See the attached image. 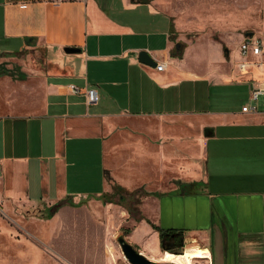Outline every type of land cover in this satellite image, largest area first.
<instances>
[{
  "label": "crops",
  "instance_id": "crops-1",
  "mask_svg": "<svg viewBox=\"0 0 264 264\" xmlns=\"http://www.w3.org/2000/svg\"><path fill=\"white\" fill-rule=\"evenodd\" d=\"M166 2L0 0V60L45 58V70L28 78L0 72V195L52 205L66 199L75 206L56 210L63 219L77 205L116 210V201L103 200L109 182L144 186L152 194L144 200L143 250L136 247L147 257L189 251L191 264H264V109L243 111L245 100L216 107L210 91L242 86L249 99L264 62L240 72L238 45L257 34L241 35L235 58L221 45L209 67L192 65L188 51L200 36L180 33ZM257 36L264 43V33ZM141 50L164 67L140 62ZM71 83L95 87L98 103L88 105ZM133 119L135 128L120 127ZM115 137L141 160L124 175L110 161ZM88 215L84 224L94 221ZM99 224L108 235L111 216ZM160 229L183 237L181 254L159 250Z\"/></svg>",
  "mask_w": 264,
  "mask_h": 264
},
{
  "label": "rangeland",
  "instance_id": "rangeland-1",
  "mask_svg": "<svg viewBox=\"0 0 264 264\" xmlns=\"http://www.w3.org/2000/svg\"><path fill=\"white\" fill-rule=\"evenodd\" d=\"M166 7L176 12L180 33L188 39L200 36L196 48L188 51L193 58L191 60L188 56L192 65L201 66L203 63V66L209 67L211 61L213 63L218 59L221 45L229 48L231 59L235 58L242 34L250 31L257 35L264 33V0H167ZM227 65L231 70V63H224L222 67ZM42 70H45L42 53H19L16 58L0 60V72L12 77L28 78L33 72ZM225 90L229 93L228 98L220 101ZM210 91L213 106L229 108L242 100L251 105L242 86H212ZM259 109H264L260 103ZM139 121L127 120L120 127H134L139 125ZM123 142L124 139L115 137L110 144V152L115 157L110 161L115 164L114 170L118 175L127 174L132 166L141 163L140 158L132 154L134 149L123 148ZM116 145H120V149L115 150ZM109 184L111 190L103 200L111 198L116 201V210L108 212L107 205L97 209L88 206L85 210L77 205L63 219L55 218V213L50 218L45 217L52 206L50 203L28 202L0 195V264H131L124 257L117 237L122 235L131 244L130 238L137 237L140 242H135L133 246L143 250L139 245L144 244L145 236L140 229L141 222H144V200L152 193L145 192L144 186L140 185L127 190L115 186V182ZM89 213L94 221L84 224V220L90 219ZM108 215L111 216V224L108 235H104L99 223ZM112 215H116L115 221ZM139 217L140 220H137ZM86 227L91 230L88 234L84 230ZM159 250L166 252L161 243ZM177 251L179 248L171 252L178 254L175 253ZM194 264L203 263L195 261Z\"/></svg>",
  "mask_w": 264,
  "mask_h": 264
},
{
  "label": "built area",
  "instance_id": "built-area-1",
  "mask_svg": "<svg viewBox=\"0 0 264 264\" xmlns=\"http://www.w3.org/2000/svg\"><path fill=\"white\" fill-rule=\"evenodd\" d=\"M239 60L237 68L240 72H245L249 67L260 66L264 62V43L257 35L245 36L238 45ZM257 58V59H254ZM164 63H156L157 69H162ZM69 90L74 93H83L88 105L97 104L99 101V93L95 87L81 88L76 84H69ZM249 100L251 105H243V111H259V103L264 107V80L261 82L252 81L249 89ZM264 239V232L262 233Z\"/></svg>",
  "mask_w": 264,
  "mask_h": 264
},
{
  "label": "water",
  "instance_id": "water-1",
  "mask_svg": "<svg viewBox=\"0 0 264 264\" xmlns=\"http://www.w3.org/2000/svg\"><path fill=\"white\" fill-rule=\"evenodd\" d=\"M146 1V0H144ZM251 33H249L250 35ZM29 40L28 38L25 39V41ZM64 51L70 53V52H76L78 49L73 47H65ZM138 60L142 63L149 64V65H156V62L152 59L150 54L146 50H141L138 53ZM117 241L120 245L121 251L124 255V257L127 259L128 262L131 264H176L173 261H155L146 255H144L142 252H140L138 249H136L130 242H128L122 235H119L117 237ZM183 237H181V242L179 243V251L175 252L178 254H181L183 252ZM163 247L165 250H167V247ZM171 252V251H169Z\"/></svg>",
  "mask_w": 264,
  "mask_h": 264
},
{
  "label": "flooded vegetation",
  "instance_id": "flooded-vegetation-1",
  "mask_svg": "<svg viewBox=\"0 0 264 264\" xmlns=\"http://www.w3.org/2000/svg\"><path fill=\"white\" fill-rule=\"evenodd\" d=\"M181 237L182 236L179 233H167L163 238V244L167 247V251H172L176 248H179Z\"/></svg>",
  "mask_w": 264,
  "mask_h": 264
},
{
  "label": "bare ground",
  "instance_id": "bare-ground-1",
  "mask_svg": "<svg viewBox=\"0 0 264 264\" xmlns=\"http://www.w3.org/2000/svg\"><path fill=\"white\" fill-rule=\"evenodd\" d=\"M196 254H193V252L187 251L186 253H183L182 255L173 256L169 253H166L163 255V258L169 261H175L176 264H191L192 263V257H195Z\"/></svg>",
  "mask_w": 264,
  "mask_h": 264
},
{
  "label": "trees",
  "instance_id": "trees-1",
  "mask_svg": "<svg viewBox=\"0 0 264 264\" xmlns=\"http://www.w3.org/2000/svg\"><path fill=\"white\" fill-rule=\"evenodd\" d=\"M122 198H123V196H122ZM64 204H71V205H74L72 202H69V201H67L66 199L61 200V201H59V202L53 204V205L49 208V211H48V213H47V215H46L45 217H46V218H50V217L56 212V210H57L60 206H62V205H64ZM74 206H75V205H74ZM140 218H141V217L137 218V220H140ZM154 228H156V227H154ZM169 232H171V231H169V230H162V229L159 230V234H160V238H161V244H162V248H163V249H164V247H163V238H164V236H165L167 233H169Z\"/></svg>",
  "mask_w": 264,
  "mask_h": 264
}]
</instances>
